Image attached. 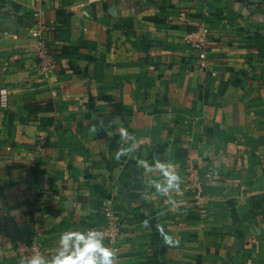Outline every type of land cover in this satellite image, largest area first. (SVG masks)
Listing matches in <instances>:
<instances>
[{
    "label": "crops",
    "instance_id": "1",
    "mask_svg": "<svg viewBox=\"0 0 264 264\" xmlns=\"http://www.w3.org/2000/svg\"><path fill=\"white\" fill-rule=\"evenodd\" d=\"M203 23L205 68L185 39ZM154 159L181 178L174 205L136 165ZM187 160L208 178L200 206ZM106 204L114 264H264V0H0V264H20L34 225L45 258L65 230L100 232Z\"/></svg>",
    "mask_w": 264,
    "mask_h": 264
},
{
    "label": "clouds",
    "instance_id": "2",
    "mask_svg": "<svg viewBox=\"0 0 264 264\" xmlns=\"http://www.w3.org/2000/svg\"><path fill=\"white\" fill-rule=\"evenodd\" d=\"M96 125H92L91 131L96 132ZM120 135L124 140H133L126 129H120ZM136 148L132 143L128 148H122L116 153V158L125 156ZM136 165L147 172L158 171L161 179L152 182V186L161 196L168 198V203L175 204L170 193L181 191L180 176L174 170L171 163H164L154 159L153 163L146 160H138ZM145 227L148 221H144ZM166 244H173L171 237L159 229ZM114 251L105 246L103 234L94 229L65 230L60 233L55 252L48 258L42 255H33L30 258L22 259L20 264H114Z\"/></svg>",
    "mask_w": 264,
    "mask_h": 264
},
{
    "label": "built area",
    "instance_id": "3",
    "mask_svg": "<svg viewBox=\"0 0 264 264\" xmlns=\"http://www.w3.org/2000/svg\"><path fill=\"white\" fill-rule=\"evenodd\" d=\"M186 41L194 50L196 59L200 67H207L208 46H209V27L200 24L195 30L189 31L185 35ZM36 53L43 75L54 66V56L50 48L43 42L39 41L36 46ZM37 142H42V139H37ZM186 187L189 190L192 201L196 206H200L204 198V187L207 182L205 174L192 161L187 160L185 163ZM102 217L105 219V225L101 229V233L110 241L116 240L119 235V224L116 220L115 213L109 204L102 205L100 208ZM38 225H34V230L28 237L19 241L16 245V256L19 262L22 259L30 258L33 255H42L45 257L41 244L36 240L38 235Z\"/></svg>",
    "mask_w": 264,
    "mask_h": 264
},
{
    "label": "trees",
    "instance_id": "4",
    "mask_svg": "<svg viewBox=\"0 0 264 264\" xmlns=\"http://www.w3.org/2000/svg\"><path fill=\"white\" fill-rule=\"evenodd\" d=\"M19 21H20V18H19ZM130 24L131 23H129V25ZM57 50H59V52L60 53H63V54L70 53V52L74 51V49L68 48L66 46H61V47L57 48ZM28 109H29L30 113L32 112L31 110H33V112L36 110V111H42L44 113L54 112L55 105H54V103L51 100H49V101H45L43 103L37 104L36 107L29 106ZM39 122H40V124L42 126L46 127V126H49V125H52L53 124L54 118L52 116H50V117H48L46 119H41ZM177 154L179 156H182L183 155L180 152V149H177ZM149 261H151V260H149Z\"/></svg>",
    "mask_w": 264,
    "mask_h": 264
},
{
    "label": "water",
    "instance_id": "5",
    "mask_svg": "<svg viewBox=\"0 0 264 264\" xmlns=\"http://www.w3.org/2000/svg\"><path fill=\"white\" fill-rule=\"evenodd\" d=\"M140 1L142 2L144 0H140ZM108 12L111 15H116V13H115V6L113 4L109 7ZM130 171H131L132 182L139 181L140 180V177H139V169L137 167H135L134 165H131L130 166ZM242 242H243L242 239H237L234 242L233 248L236 249V250H239Z\"/></svg>",
    "mask_w": 264,
    "mask_h": 264
}]
</instances>
